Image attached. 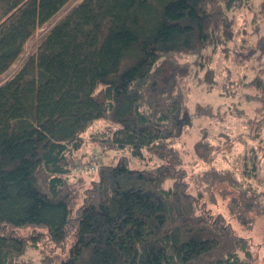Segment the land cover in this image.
<instances>
[{"label":"trees","instance_id":"obj_1","mask_svg":"<svg viewBox=\"0 0 264 264\" xmlns=\"http://www.w3.org/2000/svg\"><path fill=\"white\" fill-rule=\"evenodd\" d=\"M69 1L0 0V76ZM253 1L81 0L50 29L0 86V264L41 250L39 235L57 264H254L252 237L236 234L231 221L246 228L264 215V77L243 83L258 96L254 116L235 114L261 146L245 148L240 175L205 172L235 193L227 214L203 190L190 192L189 165L174 148L187 126L182 83L192 66L201 70L248 32L235 18ZM250 35L253 42L241 41L264 57V35ZM217 76L205 68L208 85L222 84ZM96 121L105 123L91 135L98 149H127L154 164L131 168L125 156L112 165L83 162L82 134ZM190 146L203 162L215 150L207 137ZM77 167L93 175L81 189ZM34 226L37 236L16 232Z\"/></svg>","mask_w":264,"mask_h":264},{"label":"rangeland","instance_id":"obj_2","mask_svg":"<svg viewBox=\"0 0 264 264\" xmlns=\"http://www.w3.org/2000/svg\"><path fill=\"white\" fill-rule=\"evenodd\" d=\"M79 2L81 0H70L49 21L36 28L26 41L22 53L13 61L9 69L0 76V86L8 81L24 61L36 51L50 29ZM259 6V1L255 0L250 6L247 5L241 11H238L235 18V27L241 30V32H245V29L248 32L238 36L236 43L229 44L227 50H218L213 55L212 61L205 65L206 67L204 66L201 70H198V66H192L190 69L191 75L184 85L182 83L186 94L185 102L187 108H189L185 116L187 126L184 129L182 137L176 141L174 148L178 149V156L182 158L184 164L189 165L187 167V174L188 180L191 183L192 190L190 192L194 193L196 190H203L209 196H205V198L207 197L206 200L211 198V200L217 201L220 211L225 214L228 213V202L235 193L230 191L224 182H210L205 172L210 168H215L217 171L228 168L240 175L238 166L236 165L240 164L245 148L251 146L257 148L258 145L261 146L258 144V139H250L244 116L241 118L235 117V114L240 110L237 108H243L245 112L252 114V105H254L252 101L254 96L257 95L255 90L249 86H243V83H250L252 78L257 75L264 77V57L258 59V54L252 50H247V48L250 49L252 46L250 43L255 40V36L252 37L250 33L260 36L264 35V11L260 10ZM244 37L250 43H243L241 38ZM239 45L243 48H239ZM208 67H212L218 75L216 79L222 84L208 85V83L204 82L205 68ZM230 103L235 105L233 106ZM220 106L223 109H219V112H217L216 109ZM226 107H228V112L225 111L223 114V110ZM210 110L213 111L212 116L206 114ZM194 113L198 114V116L201 114L205 115L197 118L194 116ZM251 116L254 115L252 114ZM257 117H253V119H257ZM104 126L105 123L103 121H96L95 124L88 127L82 134L83 145L77 151V154L80 156L84 155L83 157L81 156L83 162L88 161L90 156H92L97 159L94 166H97L99 163L112 165L118 161L120 156H125L129 159L131 168H145L148 165L152 166L154 164L153 161L146 159L145 155L144 158H139L133 156L127 149L121 151L98 149L92 141L91 135L100 129L102 130ZM202 127L206 128V133L201 129ZM233 135L236 136L234 137ZM204 137H207L208 141L215 145L214 152L209 154L210 156L207 157L206 162L196 157L193 158L189 152L190 145L197 139ZM238 137H241L242 142L237 144L235 141H237L236 138ZM78 167L76 168L77 170L75 169V174L80 179L78 181L79 184L77 183L76 186L78 189H81L89 185V181L93 175H89L85 170V173L79 172ZM259 177L264 180L263 170L260 171ZM247 179L249 180V178ZM232 218L234 223L232 221L231 223L236 234H247L253 239L254 264H264V215L255 218L254 223L246 228L236 223L235 216H232ZM40 231L41 228L34 226L18 228L16 232L20 236L30 237L37 236ZM74 232L66 239L65 246L67 249L75 241ZM39 238L40 240L36 242L41 250L28 248L21 257V264H57L55 258H51V261L47 259L49 255L53 256V253L49 249L51 245H49L45 237L39 235ZM31 241L29 239L28 242Z\"/></svg>","mask_w":264,"mask_h":264}]
</instances>
